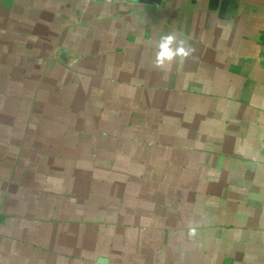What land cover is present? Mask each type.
Listing matches in <instances>:
<instances>
[{
    "label": "crops",
    "instance_id": "obj_1",
    "mask_svg": "<svg viewBox=\"0 0 264 264\" xmlns=\"http://www.w3.org/2000/svg\"><path fill=\"white\" fill-rule=\"evenodd\" d=\"M0 264H264V0H0Z\"/></svg>",
    "mask_w": 264,
    "mask_h": 264
},
{
    "label": "clouds",
    "instance_id": "obj_2",
    "mask_svg": "<svg viewBox=\"0 0 264 264\" xmlns=\"http://www.w3.org/2000/svg\"><path fill=\"white\" fill-rule=\"evenodd\" d=\"M155 66L160 69L170 68L178 58L180 61L187 60L194 53L195 49L187 46L184 39L179 38L175 33H169L159 38L156 43ZM196 228L189 230V237L195 238Z\"/></svg>",
    "mask_w": 264,
    "mask_h": 264
},
{
    "label": "built area",
    "instance_id": "obj_3",
    "mask_svg": "<svg viewBox=\"0 0 264 264\" xmlns=\"http://www.w3.org/2000/svg\"><path fill=\"white\" fill-rule=\"evenodd\" d=\"M104 1L129 4L131 0H104Z\"/></svg>",
    "mask_w": 264,
    "mask_h": 264
},
{
    "label": "water",
    "instance_id": "obj_4",
    "mask_svg": "<svg viewBox=\"0 0 264 264\" xmlns=\"http://www.w3.org/2000/svg\"><path fill=\"white\" fill-rule=\"evenodd\" d=\"M140 1H155V2H157L159 0H140Z\"/></svg>",
    "mask_w": 264,
    "mask_h": 264
}]
</instances>
